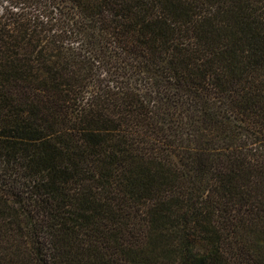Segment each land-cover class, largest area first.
<instances>
[{"label": "trees", "instance_id": "obj_1", "mask_svg": "<svg viewBox=\"0 0 264 264\" xmlns=\"http://www.w3.org/2000/svg\"><path fill=\"white\" fill-rule=\"evenodd\" d=\"M0 264H264V0H0Z\"/></svg>", "mask_w": 264, "mask_h": 264}]
</instances>
